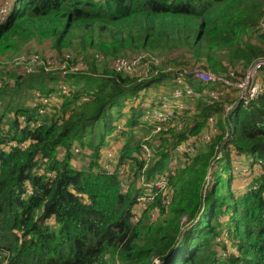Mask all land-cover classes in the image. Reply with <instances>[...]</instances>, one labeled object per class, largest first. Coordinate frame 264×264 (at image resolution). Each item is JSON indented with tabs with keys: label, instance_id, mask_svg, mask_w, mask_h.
I'll return each instance as SVG.
<instances>
[{
	"label": "trees",
	"instance_id": "16d2710c",
	"mask_svg": "<svg viewBox=\"0 0 264 264\" xmlns=\"http://www.w3.org/2000/svg\"><path fill=\"white\" fill-rule=\"evenodd\" d=\"M15 5L0 24V56H17L32 44L47 53L98 52L108 61L153 52L170 54L176 65L223 75L244 72L264 58V0H16ZM222 54L230 55L228 66ZM90 70L71 77L77 92L64 104L69 116L48 117L34 130L20 128L19 117L31 118L35 112L10 99L19 89L0 91V264H264V166L261 178L249 184L256 189L241 186L222 194L232 150L264 163V95L249 108L239 105L230 116V141L224 140L229 124L220 120L223 135L185 158L184 168L170 177L173 204L157 221L135 226L130 214L135 188L123 192L120 178L100 167L101 151L115 127L105 125L100 143L97 128L116 107L123 110L120 121L126 119L127 106L166 77L139 82L107 68L101 74L95 66ZM14 76L16 88L28 83L47 92L56 80L42 73ZM84 94L88 102L81 101ZM222 109L220 104L201 105L194 121L163 146L150 175L168 166L171 148L200 134L208 117ZM141 113L131 107L130 131L120 150V162L134 165V177L143 166L142 140L134 135ZM14 140L28 142V150L7 152L3 145ZM77 145L88 153L86 170L73 164L71 150ZM221 147L224 158L212 168ZM26 186L33 187V195L26 194ZM184 218L191 224L186 230ZM224 234L230 246L217 241ZM222 252L228 257L221 258Z\"/></svg>",
	"mask_w": 264,
	"mask_h": 264
},
{
	"label": "built area",
	"instance_id": "2783aa9c",
	"mask_svg": "<svg viewBox=\"0 0 264 264\" xmlns=\"http://www.w3.org/2000/svg\"><path fill=\"white\" fill-rule=\"evenodd\" d=\"M83 2L100 0H81ZM16 2V1H15ZM12 0H3L0 6V24L7 21L15 5ZM261 32L264 34V19L261 21ZM107 57L101 53L93 52L91 55L78 54L73 52L63 53H36L34 51H24L9 59H0V91L5 88L16 89L17 80L14 75L31 78L42 73L48 77L56 78L51 83L52 91H42L33 89V99L29 108L35 112V116L19 117L20 128L38 129L44 124L48 117L55 116L57 120H62L65 102L73 99L77 88L71 81L72 76L91 74V62L97 66H102L107 62ZM111 71L139 82L150 81L155 78L165 76L163 83L169 82L171 91L165 94H154L144 92L135 100L132 106H127L126 119L120 121L113 134L108 140V145L101 151L100 167L108 175L117 176L121 180L122 190L127 193L134 188L137 198L130 209L132 223L135 226L144 221L154 222L161 215L163 209H168L174 202V188L170 183V177L175 175L179 169L175 164V155L188 159L197 154V150L192 143H179L171 148L172 160L162 171H156L150 175L151 164H157L162 156L166 141L164 138H173V135L182 133L189 121L197 113L196 105L202 102L203 105L215 106L223 105L219 87L226 90H236V101L231 104H224L221 113L212 114L206 121L205 128L196 138L203 146H208L218 137L223 135L220 127L222 120L227 127L224 140L232 139L233 126L229 122L230 116L239 105L249 108L260 96L264 95V58L258 59L246 70H231L229 74H215L202 67H188L176 65L172 62L170 54L140 52L131 56H119L111 60ZM237 73H242L243 78H237ZM55 83V85H54ZM195 84L202 85L201 88ZM90 97L84 94L82 102H88ZM131 107L141 110L140 124L136 129L143 128L147 131L142 138L140 148V158L143 162L142 168L133 177L129 170V162L122 163L119 158V149L124 134L130 129L126 124L131 116ZM195 119V118H194ZM194 119L192 121H194ZM189 139V140H191ZM170 141V140H169ZM192 141V142H193ZM29 143L24 141H10L3 147L7 152L12 150L26 151ZM168 145V143H167ZM73 156L79 157L83 150L80 146H74L71 150ZM66 154L65 150L60 152L61 158ZM224 158V149L217 150L216 157L212 162V168H217L220 160ZM185 162V161H184ZM263 161L247 159L243 162L235 150H232V170L231 174L239 180H255L263 175ZM40 174L44 173L42 168H38ZM134 172V171H133ZM212 169L210 171V175ZM208 176V184L211 176ZM56 174H53L55 177ZM128 178V180H127ZM250 184V183H249ZM249 184L247 190L256 189ZM245 187V188H246ZM26 194L33 195L32 186H26ZM80 197L82 195H79ZM187 218L183 219V223ZM219 243H226L230 246L228 234H224L217 240ZM228 252H222L221 258H227ZM156 263H160L157 261ZM119 264V262H115Z\"/></svg>",
	"mask_w": 264,
	"mask_h": 264
},
{
	"label": "rangeland",
	"instance_id": "374dc122",
	"mask_svg": "<svg viewBox=\"0 0 264 264\" xmlns=\"http://www.w3.org/2000/svg\"><path fill=\"white\" fill-rule=\"evenodd\" d=\"M35 50H38V51H35ZM24 51H34L36 53H47V52H49V50L45 52L44 51V47L39 45V44H32L28 48H26V50H24ZM68 51L75 53L74 51H70V50H66L65 52H68ZM11 57H13V56L5 55V56H0V59H9ZM229 57H230V55H228V54H222L220 56V59L225 64V66H228L230 64ZM111 60H109V61L107 60V62L105 64H103L102 66H97L94 62H91L90 67L92 68V66H95L97 68V70H98L97 73H99V74L104 73V70L106 68L109 71L111 70V68H110ZM48 78L49 77H47V79ZM51 83H50V86H51ZM54 85H55V83H54ZM168 86H169V91H171V86L170 85H168ZM17 89H19L18 90L19 91L18 94L13 96V97L11 96L10 99L13 101L15 106H19L20 107V106L25 105V106H27L29 108L30 103H31V101L33 99V91L35 90V88L34 87H30L29 84L26 83V84H22L19 88H16L14 90H17ZM9 90H13V89L9 88ZM156 91H157L156 88H152V89L149 90V93L154 95ZM219 93H221V98H222V100H224V102L223 101L222 102L224 104H231L232 102L236 101L235 98H236V96L238 94L236 90H226L225 88H221V87H219ZM227 96H228V98H227ZM0 105L3 106V102H1ZM201 105H202V102L197 103V105H196L197 109H199V107H201ZM122 118H123V110L121 108H118V107L114 108L112 110V112H111V116L106 121V123L101 122L98 125L97 133H96L97 134L96 142L100 143V135H101L102 131L104 130L105 125L107 126V128L115 127ZM8 120L9 119L6 118L4 122L7 123ZM191 122H192V120H191ZM138 130L139 129H136L137 132H135L134 135L137 136L140 139L144 138V136H146V135H145V131L143 130V128H140V131H138ZM169 140H171V137L162 139L163 142L166 141L167 143H169ZM192 141H193V139L188 140V141H186L184 143H189V142L192 143V145L197 150V154L200 153L205 147H207V146H203L197 140H195L193 142ZM125 142H126V139L124 138V140L122 141V143L120 145V149L118 150L119 151V158H120V150H121L122 146L125 144ZM167 143L164 144V145H167ZM239 157L242 159L243 162H246V160L248 159V158H246L244 156H242V157L239 156ZM89 161L90 160H89V157H88V153L87 152H82V154L79 157H77V156L74 157L73 164H75L76 168L86 170V169L89 168ZM184 161L185 160H184L183 157H181V156H179L177 154L175 155V164H176V166L178 167L179 170L184 168V166H185V162ZM154 166H155V164H151V168L152 169L154 168ZM133 167H134V165L129 163V170H131V174L134 177V172H133L134 169H133ZM214 172H215V170H214ZM127 180H128V178H127ZM249 183H251V180L250 181L249 180H242L241 181V180H239V179H237L235 177L231 178V170L226 171L223 174L222 194L223 195L227 194L229 188H231V190H234V189L238 190V187H241V186L242 187H246ZM133 187L135 188V186H133ZM230 203L231 202H229V204ZM156 221H157V218H156ZM190 226H191V224L186 222L184 224V230L190 228Z\"/></svg>",
	"mask_w": 264,
	"mask_h": 264
},
{
	"label": "crops",
	"instance_id": "0c3cea01",
	"mask_svg": "<svg viewBox=\"0 0 264 264\" xmlns=\"http://www.w3.org/2000/svg\"><path fill=\"white\" fill-rule=\"evenodd\" d=\"M12 1H16V0H12ZM2 2H3V0H0V6H1V4H2ZM168 84H169V82H165V83H161V84H158V85H154L152 88H156V92H155V94H158V95H161V94H165L166 92H168L169 91V86H168ZM196 85V84H195ZM200 85V84H199ZM151 88V89H152ZM199 103V102H198ZM203 105V104H202ZM196 110H197V107H196ZM197 114V113H196ZM196 116V115H195ZM195 116H194V118H195ZM193 118V119H194ZM192 119V120H193ZM191 121H189V123H190ZM136 130V129H135ZM134 130V131H135ZM137 132V131H136ZM145 134H147V131H145Z\"/></svg>",
	"mask_w": 264,
	"mask_h": 264
}]
</instances>
